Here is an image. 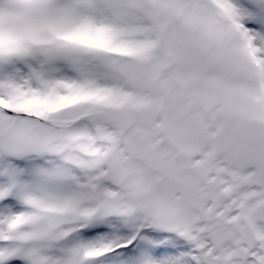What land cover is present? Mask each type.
I'll list each match as a JSON object with an SVG mask.
<instances>
[{
  "label": "snow or ice",
  "instance_id": "snow-or-ice-1",
  "mask_svg": "<svg viewBox=\"0 0 264 264\" xmlns=\"http://www.w3.org/2000/svg\"><path fill=\"white\" fill-rule=\"evenodd\" d=\"M0 264H264V0H0Z\"/></svg>",
  "mask_w": 264,
  "mask_h": 264
}]
</instances>
